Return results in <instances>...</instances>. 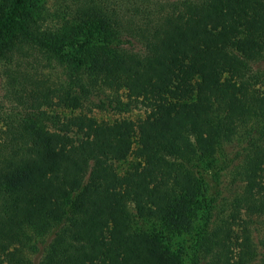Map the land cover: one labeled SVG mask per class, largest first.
I'll return each instance as SVG.
<instances>
[{
	"label": "trees",
	"instance_id": "16d2710c",
	"mask_svg": "<svg viewBox=\"0 0 264 264\" xmlns=\"http://www.w3.org/2000/svg\"><path fill=\"white\" fill-rule=\"evenodd\" d=\"M68 2L48 22L29 0L0 7L11 89L19 83L22 100L41 86L1 119L0 264H253L250 225L264 216V0ZM27 58L71 66L55 100ZM109 88L143 116L82 112ZM223 148L240 191L216 213L205 198L210 217L194 248L174 255L141 224L189 231L200 168Z\"/></svg>",
	"mask_w": 264,
	"mask_h": 264
},
{
	"label": "rangeland",
	"instance_id": "374dc122",
	"mask_svg": "<svg viewBox=\"0 0 264 264\" xmlns=\"http://www.w3.org/2000/svg\"><path fill=\"white\" fill-rule=\"evenodd\" d=\"M68 1L70 0H29V11L33 15H40L44 18L43 20L45 22H48L52 17V13L59 10V8H63L64 3H69ZM10 2L11 0H0V7H6ZM68 41V39H64V42L66 43L63 47V53H69L73 50ZM43 63L44 61H34L33 58H27L25 65L27 67L30 66L32 70L36 69V74L39 76V78H37L38 81H44L43 92H47L52 100H55L52 90L58 88L61 83L66 84L70 76L71 78L73 77L71 66L67 63H59L55 59L51 60L49 63H45L46 65H42ZM10 67L16 72L17 66L10 65ZM259 67H264V61ZM5 70L6 69H3L0 65V130L2 131L5 130L6 127L2 124L1 119L4 117L6 118L7 116H12L15 112L20 113L23 108H26V104H23V102H27L29 97H41V86H38L37 82V85L34 87V94L30 95L33 92L30 91L22 98V100H19L20 98H18V95L21 94L19 83H15V88L12 90L10 86L11 84L8 83V77L5 75ZM31 72L35 73L33 71ZM101 93L96 97L91 96L87 98L81 108L83 113L93 116L98 120H105L108 122L120 119L136 120L143 116V106L139 103H135V105L132 106L131 104L134 103L130 104L129 100L123 93L114 92V90L110 88L103 90ZM98 99H104V101L98 103ZM119 103H129L132 107L125 112L119 111L116 108ZM44 108L46 109V107ZM46 110L49 113L53 112L52 110H49V108ZM56 110V112L61 113L59 108ZM49 123L50 122H47L46 124ZM223 149V153L221 152L217 154L215 152L212 154L211 157L208 158V164L205 165L206 162H203L204 164L200 168L203 175L200 181L201 191L196 199L198 202L191 206L192 223L189 231L169 230L170 228L165 226L158 218H152L141 224L143 227L147 225V230L149 231L156 229V232H162L161 235L160 233H157L154 238H156L164 248H167L174 255L177 254L179 256V254L184 253L183 251L194 248L193 242L196 240L197 230L201 229L210 217V211L206 207L205 198L212 199L213 204H211V209L213 213H216L226 202L223 198L233 196L240 191L239 185L232 183V178L229 173L230 169L226 170V166L224 165H227V163H223L222 161L223 157H226L225 155L231 157L230 151L232 150L230 148ZM230 166L232 167V163ZM254 221L255 223L250 225V227H252V241L256 250V258L253 264H264V216L255 218ZM149 231L148 234H150ZM180 249H182V252H179ZM196 255L200 258L199 252L196 251ZM179 264L189 263L184 256V258H180ZM202 264H205L204 260H202Z\"/></svg>",
	"mask_w": 264,
	"mask_h": 264
}]
</instances>
